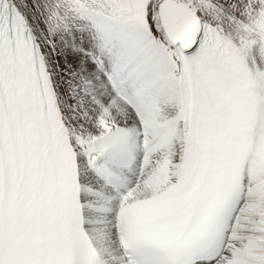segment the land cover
Instances as JSON below:
<instances>
[{
  "label": "snow or ice",
  "instance_id": "snow-or-ice-1",
  "mask_svg": "<svg viewBox=\"0 0 264 264\" xmlns=\"http://www.w3.org/2000/svg\"><path fill=\"white\" fill-rule=\"evenodd\" d=\"M0 264H264V0H0Z\"/></svg>",
  "mask_w": 264,
  "mask_h": 264
}]
</instances>
